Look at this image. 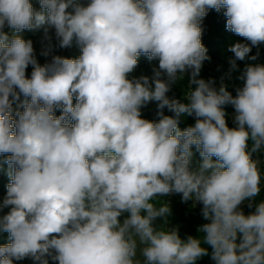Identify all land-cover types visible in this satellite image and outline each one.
<instances>
[{"label": "clouds", "instance_id": "clouds-1", "mask_svg": "<svg viewBox=\"0 0 264 264\" xmlns=\"http://www.w3.org/2000/svg\"><path fill=\"white\" fill-rule=\"evenodd\" d=\"M38 2L40 10L0 0V155L9 177L0 231L10 240L0 264H196L208 255L202 242L215 264H264V202L252 203L264 182V64L245 65L235 95L197 79L209 59L201 40L208 10L224 8L226 29L250 41L228 49L230 79L237 61L258 58L249 53L264 43V0ZM44 25L45 39L54 29L58 47L75 42L81 54L39 64L20 33ZM142 54L158 68L130 78ZM189 70L187 103L170 99V85ZM153 101L158 119L143 118ZM189 116L195 123L181 130ZM174 193L202 204L210 221L202 236L185 240L167 226L160 198Z\"/></svg>", "mask_w": 264, "mask_h": 264}, {"label": "rangeland", "instance_id": "rangeland-1", "mask_svg": "<svg viewBox=\"0 0 264 264\" xmlns=\"http://www.w3.org/2000/svg\"><path fill=\"white\" fill-rule=\"evenodd\" d=\"M30 2L33 4V7L36 10H40V5L38 0H30ZM82 4H87L90 2V0H80ZM48 27L47 25L42 26L40 29L37 30H23L20 35L25 40H31L33 43L34 48V56L37 62L41 65L48 63L51 61L52 56L59 55L61 57L65 58H77L81 52L78 45L73 42V45L70 48H60L58 47V41L55 38V30L49 29L48 35L51 37L50 40L45 39V33L44 28ZM4 31L11 37L13 33V29L8 27L7 25L4 28ZM49 45H51V50L48 51V55H44L43 53L48 50ZM259 53L258 58L256 60H250L245 59L244 61H237V69L234 70L231 73V78L229 79L226 75L229 71L230 65H229V59H224L219 62H210V63H203V66L200 70L199 76L197 79H204V80H214V87L219 89L220 86L225 85L227 86L228 90L235 95V89L236 87L242 86L243 81H240L237 79V77L242 73L245 65L247 64H264V48L250 52L249 56L257 55ZM158 68V61L153 60L150 63H142L138 65V67L135 69V71L130 74V78L132 77H140L142 75L148 76L151 78L153 76V68ZM32 71V66L29 65L26 70V75L30 78ZM181 76L180 73H178V79L175 83H172L170 85V91L167 93V96L170 99H177L182 103H187V100L185 99V93L186 90L189 88V80L191 78L190 70L188 72H185L182 74V78H179ZM162 79H166V76L162 74ZM154 87V85H153ZM191 87L194 89L195 85H191ZM224 110L226 112V121L228 126L235 127L234 124V116H235V110L231 105H225ZM56 116H59L61 114L60 110H56ZM165 115H172L171 112L168 111L167 108L164 110ZM142 117L148 120H157L158 117L156 115L157 113V102H149L145 107L141 109ZM195 123V117L189 116L187 119H182L181 123L179 124V127L181 130L185 129L189 125H193ZM249 148H251V144L249 145ZM192 158V164L193 167L197 165V163L201 160L198 153H195ZM253 158H257L256 154H253ZM215 159V158H214ZM264 159V158H262ZM4 156L0 155V202H2L3 198L6 196L7 192V185L9 183V177H8V166L3 163ZM262 171H264V165H262ZM260 195L264 196V182H262V189L260 192ZM161 201L167 202L170 212L167 217L168 220V227H176L178 228L179 236L182 239H187L188 236H202L203 234L198 233V228L203 225L204 223H208L210 221H205L202 214V204L200 203H194L193 201L189 200L188 202H182L181 194H172L170 196L162 197L160 198ZM248 201H245L240 207L244 211L245 214H249L250 212L254 211V206L257 203H253V207H248ZM159 206V203L157 204ZM9 211L8 208H4L2 212H0V215L5 214ZM128 214L125 213L124 216H127ZM124 216H122L120 219L123 220ZM163 223V218H157V220L154 222V225L156 227H159ZM9 234L6 232L0 231V245H4L9 243ZM202 247H205L208 250V255L203 256L199 258L196 261V264H215V261L211 258L210 249L211 246L207 245L206 243L202 242ZM15 264H34V261L30 258H25L21 261H16ZM49 264H58L57 262H53L51 259H49Z\"/></svg>", "mask_w": 264, "mask_h": 264}, {"label": "trees", "instance_id": "trees-1", "mask_svg": "<svg viewBox=\"0 0 264 264\" xmlns=\"http://www.w3.org/2000/svg\"><path fill=\"white\" fill-rule=\"evenodd\" d=\"M224 12V8H221L219 12L210 9L201 22V27L203 30L201 40L202 44L207 49V56L209 57V59L205 60L203 63L219 62L221 60L233 57L234 54L231 53L228 49L230 48V46L234 45L237 42L250 44V41H247L245 38L239 37L238 35L226 29L227 18L224 15ZM263 48L264 43H261L258 47L253 46L251 52ZM142 63H150L147 56L143 54L139 57L138 65ZM23 100L24 97L21 96L20 100L13 101V115L16 108L21 104ZM56 112L57 111H55V114ZM253 201L257 204H259L260 202H264V196L259 194L254 198ZM237 242H239V237ZM209 251L210 253H212V248Z\"/></svg>", "mask_w": 264, "mask_h": 264}]
</instances>
